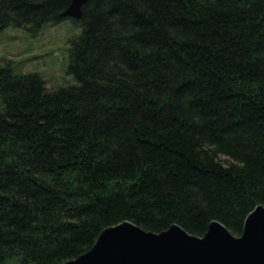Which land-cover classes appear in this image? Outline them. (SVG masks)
<instances>
[{"label": "trees", "instance_id": "16d2710c", "mask_svg": "<svg viewBox=\"0 0 264 264\" xmlns=\"http://www.w3.org/2000/svg\"><path fill=\"white\" fill-rule=\"evenodd\" d=\"M70 3L0 0V32L78 29L66 86L0 65V264L62 263L122 221L240 235L264 205V0Z\"/></svg>", "mask_w": 264, "mask_h": 264}, {"label": "water", "instance_id": "95a60500", "mask_svg": "<svg viewBox=\"0 0 264 264\" xmlns=\"http://www.w3.org/2000/svg\"><path fill=\"white\" fill-rule=\"evenodd\" d=\"M87 0H71L63 16L79 17ZM59 264H264V205L244 220L240 235L212 221L202 236L173 224L160 232L129 221L104 228L92 247Z\"/></svg>", "mask_w": 264, "mask_h": 264}, {"label": "rangeland", "instance_id": "374dc122", "mask_svg": "<svg viewBox=\"0 0 264 264\" xmlns=\"http://www.w3.org/2000/svg\"><path fill=\"white\" fill-rule=\"evenodd\" d=\"M77 32L66 22L46 25L34 36L20 29H5L0 32V65L10 61L17 71L38 73L48 89L66 86L71 83L68 39ZM219 159L225 158L219 156Z\"/></svg>", "mask_w": 264, "mask_h": 264}]
</instances>
